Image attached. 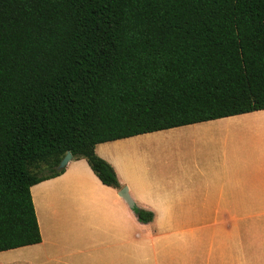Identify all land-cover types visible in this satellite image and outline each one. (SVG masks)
<instances>
[{
    "label": "trees",
    "instance_id": "1",
    "mask_svg": "<svg viewBox=\"0 0 264 264\" xmlns=\"http://www.w3.org/2000/svg\"><path fill=\"white\" fill-rule=\"evenodd\" d=\"M261 109L264 0H0V251L67 151L120 190L97 144Z\"/></svg>",
    "mask_w": 264,
    "mask_h": 264
},
{
    "label": "crops",
    "instance_id": "2",
    "mask_svg": "<svg viewBox=\"0 0 264 264\" xmlns=\"http://www.w3.org/2000/svg\"><path fill=\"white\" fill-rule=\"evenodd\" d=\"M246 121L264 122V109L143 133L148 137L164 135L161 139L188 135L190 163L186 167L159 164L155 166L157 175L144 163L142 167L134 165L130 170L131 184L126 176L121 178V169L118 171L111 159L99 155L100 143L96 145V153L114 167L134 204L154 213L149 222L140 221L118 194L119 190L103 184L81 161L84 158L73 157L62 174L31 187L41 243L42 225L46 229L51 226L127 229L130 221L135 227L127 247L124 246L123 256L110 261L99 259L98 264H133V257L142 264H264V149H257L253 134L245 136ZM133 137L107 142L116 146L128 143ZM132 185L137 196L132 192ZM36 188L40 190L39 197ZM43 196L49 208L55 205L52 197L69 203L55 222L46 216V210L44 216L37 211L38 201L41 202ZM177 199L188 201L187 214L182 216L184 220L171 213ZM69 208L68 215L62 218L60 215ZM195 219H213L205 222L206 228L211 229H193L198 226ZM186 230L191 237L182 246L174 237L179 238L177 236ZM91 238L83 237V241L76 244L77 249L82 252L91 248V244L86 243V239ZM30 246L0 251V264H18L20 255ZM202 246L204 255H201ZM106 247L104 251L117 248L118 244ZM94 249L100 250L101 244H96ZM132 250L139 255L133 256ZM176 250H189V253L179 256L174 254ZM73 264L91 263L77 260Z\"/></svg>",
    "mask_w": 264,
    "mask_h": 264
},
{
    "label": "rangeland",
    "instance_id": "3",
    "mask_svg": "<svg viewBox=\"0 0 264 264\" xmlns=\"http://www.w3.org/2000/svg\"><path fill=\"white\" fill-rule=\"evenodd\" d=\"M245 124H247L244 126L246 127L244 130L245 136L253 134L256 138V141L254 140L253 143H256L257 149H264V122L250 123L246 121ZM163 136L164 135H152L148 137L141 134L131 138L128 143H121L116 146L110 145L109 142L100 143L97 147V152L100 153V156L103 154L106 158L111 159V162L115 164L118 171L121 169V173H119L121 178L122 176H126L131 184L133 182V177L131 176L130 170L134 165L135 168H137V166L142 167L144 163L150 166L151 172L154 175H157L155 166L159 164L165 163L168 164V166L173 164L182 165L184 167L188 166L190 160L187 153L191 147L188 135L180 137H174V135H172L161 139ZM81 161L91 169L87 160L84 159ZM128 168L129 170H127ZM131 188L134 196H137L134 185H132ZM35 192L39 197L38 194L40 190L36 188ZM42 198L41 202L38 201L37 211L44 216L46 210V216L51 218L52 222H55L59 214L65 210V207L69 206L67 200L52 197L51 200L55 205L49 208L45 206L44 196ZM175 202L176 205L172 208L171 213L184 220L185 218L182 216L187 214L188 201L187 199H177ZM69 210L70 208L60 216L62 218L67 216ZM94 216L97 218L98 214L95 213ZM212 220L213 219H195L194 223L198 226L193 229H211L206 228L205 222H210ZM200 223H203V225ZM134 227L135 226L130 221L127 222V229H63L62 226H51L50 229H46L45 226L42 225V229H44L43 242L32 244V246L25 249L22 255H20L21 261L18 264H73L77 260H85L87 263L98 264L99 259L107 261L117 260V258L123 256L125 251L124 246L127 247V241L131 238ZM189 232L190 231L186 230L177 236L179 238L174 237L175 242L184 246L191 237ZM87 236H92L91 239H86V243H90L91 248L80 252L76 244L81 243L83 237ZM201 242L203 244V241ZM111 243H117L118 247L104 251L105 248H108L106 246ZM96 244H101L100 250L94 249ZM173 252L180 256L184 253H189V250H176ZM132 253L133 256L139 255V252L135 250H132ZM202 254H205L203 246L201 250V255ZM103 257H106V259H103ZM24 260L29 261L26 262ZM132 263L142 264L140 260H135L134 257Z\"/></svg>",
    "mask_w": 264,
    "mask_h": 264
},
{
    "label": "water",
    "instance_id": "4",
    "mask_svg": "<svg viewBox=\"0 0 264 264\" xmlns=\"http://www.w3.org/2000/svg\"><path fill=\"white\" fill-rule=\"evenodd\" d=\"M72 159L73 155L71 151H67L61 162L59 163L58 169L65 168ZM119 195L128 203L130 207H133L135 205L134 200L132 199L127 187H122L119 191Z\"/></svg>",
    "mask_w": 264,
    "mask_h": 264
}]
</instances>
